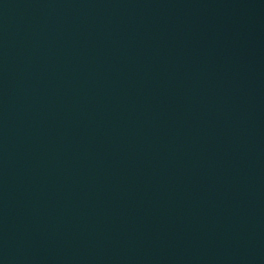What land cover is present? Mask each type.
<instances>
[{
	"label": "water",
	"instance_id": "1",
	"mask_svg": "<svg viewBox=\"0 0 264 264\" xmlns=\"http://www.w3.org/2000/svg\"><path fill=\"white\" fill-rule=\"evenodd\" d=\"M0 264H264V0H0Z\"/></svg>",
	"mask_w": 264,
	"mask_h": 264
}]
</instances>
